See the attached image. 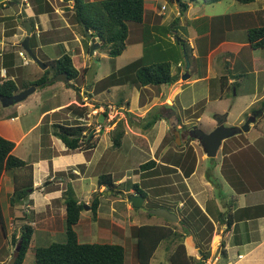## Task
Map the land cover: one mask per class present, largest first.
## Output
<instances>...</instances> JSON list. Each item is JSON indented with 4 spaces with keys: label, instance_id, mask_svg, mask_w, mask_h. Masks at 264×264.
Wrapping results in <instances>:
<instances>
[{
    "label": "crops",
    "instance_id": "0c3cea01",
    "mask_svg": "<svg viewBox=\"0 0 264 264\" xmlns=\"http://www.w3.org/2000/svg\"><path fill=\"white\" fill-rule=\"evenodd\" d=\"M54 1L19 0L18 4L14 3L16 7L13 0L3 2L0 0V4L3 3L0 7L2 81L12 80L19 87L23 81L33 82L44 75V70L37 64L28 58L25 61L20 58L21 52H24L20 43L25 36L19 31V27H22L18 22L19 18L25 21L29 18L33 20L34 30L31 35L35 42L33 48H30L32 52L46 58L47 62L66 55L77 71L75 79L69 81L71 85L62 81L42 85L38 87L42 89L40 94L35 90L24 101L13 105L15 111L9 119H0V136L15 144L13 155L20 148V155L15 156L32 168V192L28 196L31 202L24 200L12 208L21 212L26 211L25 213L29 211L37 218V215L39 217L41 216L39 214L45 211V202L54 197L61 198L68 184L72 188L78 187L82 200L93 196L94 193L100 194V197L108 195L110 192L105 187H97L96 179L100 175L96 176L95 170L101 163L104 164L103 160L112 151L120 150L121 153L117 155L123 159L121 165L124 169L121 176L117 177L120 173L116 174L112 170L104 172L111 175L121 192L116 196L125 198L126 195H139L131 189L132 184H137L146 193L147 198L149 190L152 199L167 204L173 211L183 207L186 199H191L201 214L210 221L212 230L208 233L210 240L207 247L204 245V239H197L193 233L183 234L187 256L198 261L201 253L209 252V258L203 264H264V107L261 105L264 101V57L258 55L255 58L256 51L251 49L250 63L237 61L243 49L248 47L247 42L238 44L222 40L214 47H207L201 51L196 42L211 37L212 26L200 25L198 31L192 22L205 18L211 21L214 17L190 14L189 17H193L187 18L189 20L186 27L182 26V23L175 25V19L180 17L179 13L175 14L174 17L177 18L171 21L172 9L167 7V16L162 13L166 9L164 0L148 2L144 0L143 23L137 26L129 25L125 49L119 56L109 57L108 51L101 49L99 40V48L89 57L88 49L86 50L87 46L89 48V39L81 31V34L74 33L70 23H65L66 26L63 27L56 22L61 16L59 11L62 9L55 5ZM150 1L154 2V5H161L160 14L156 12L155 7L153 10L146 7ZM20 4L25 8L22 9ZM46 6L51 8L50 12L42 9L35 14V9ZM9 9L12 10V14L8 13ZM191 9L192 7L187 4L186 10ZM153 13L164 16L155 22ZM5 18L12 19L10 22H15L18 28L6 30ZM67 19L69 20V17ZM73 25L77 23L72 18L71 26ZM36 28H39V31H35ZM66 29L72 34H64L63 30ZM164 29L167 31L163 34ZM143 30L151 36L146 42L143 40ZM87 31L92 34L91 31ZM69 36L71 37L67 39ZM182 38L188 44L190 50L188 53L183 46ZM179 43L182 45L181 48ZM4 55L7 58V68L2 65ZM97 58L102 62L97 61ZM183 58L187 60L188 66H183ZM200 59L204 61L200 63ZM139 60L141 64L138 68L156 62H168L174 81L159 86L137 84L136 69L131 68L126 72L124 69ZM191 62H196V65L191 67ZM44 65L46 70L48 67L46 63ZM242 72L256 84L252 90H245L239 82ZM185 76L188 78L183 80ZM49 78L51 77H47ZM21 91L23 90L19 89L13 95ZM56 99L60 102L45 107ZM71 104L84 108V115L80 117L67 110ZM108 107L111 110H108ZM112 111H117V118L114 115L115 118L108 121L107 118L111 116ZM252 112L256 115L247 129L223 141L213 159L206 157L196 139L185 141L183 136L181 138L180 132V138L176 141L173 134L174 128L181 130L185 126V130L198 129L209 133L216 126L215 118L221 115L225 116L224 126L241 127ZM33 114L37 116L34 122L28 118ZM154 116L158 118L153 122ZM45 120L47 122L43 125ZM119 121H122L124 133L120 146L113 149V132ZM76 123L83 127L79 138L92 137L94 142L92 149L69 150L55 136L54 125ZM148 123L152 125L147 127ZM167 136L171 138L167 144L171 147H166V155L156 157L157 150ZM231 139L238 141H233L235 146L230 149ZM184 151L192 152V155L187 156ZM150 160L155 164L146 170L140 169L141 165ZM14 174L13 170H6L0 177L2 197L0 209L4 223L13 220L7 219L4 215H7L10 207L8 199L13 191ZM120 187L123 188L119 189ZM181 193L185 198H181ZM170 196H175V199L168 201L166 198ZM146 199L144 198L142 207ZM119 202H123L121 210L119 208L113 210L111 207L103 210L100 202L96 209V218L106 217L107 223L113 224L115 229H122L121 226H124L131 217V211L138 209L132 208L126 199ZM47 205H50V202ZM59 206H61L59 220L63 226L65 215L63 202ZM188 207L186 214L190 212L194 220L198 219L192 211V206L188 204ZM132 216L135 220L137 217L136 223L139 224H133L137 225L136 227L166 226L163 222H168L153 215L152 218L156 219L154 221L148 216L146 221H138L140 216ZM175 216L178 220L172 223L180 225L181 217ZM172 229L179 232L175 228ZM132 242L135 248V239ZM217 252L218 255L212 260ZM4 263L0 261V264Z\"/></svg>",
    "mask_w": 264,
    "mask_h": 264
},
{
    "label": "trees",
    "instance_id": "16d2710c",
    "mask_svg": "<svg viewBox=\"0 0 264 264\" xmlns=\"http://www.w3.org/2000/svg\"><path fill=\"white\" fill-rule=\"evenodd\" d=\"M18 4V0H13ZM40 1V0H34ZM43 1V0H41ZM72 2V18L79 26L80 31L84 28L91 31V35L100 40L101 49L108 51V56L115 58L119 56L125 49V42L128 35V27L137 26L143 23L144 17V0H64V2ZM168 4H178L181 12L186 11L187 4L182 3L180 0H166ZM214 1V0H213ZM218 1V0H216ZM240 4H250L255 0H234ZM3 3L0 4V7ZM46 8V9H45ZM45 8L35 9V14L43 10L51 11L49 6ZM1 20H4L1 18ZM7 20V18H5ZM32 25L31 18L27 20ZM167 29H164V34ZM143 40L146 42L151 39L150 34L142 31ZM246 42L250 49L264 48V26L255 27L246 30ZM31 38L33 35L30 36ZM30 39V38H29ZM88 46L86 47V50ZM9 56V54H7ZM4 62L2 65L7 68L6 55L3 56ZM11 63V62H10ZM48 68L52 69V75H48L44 71V75L33 81H23L19 87L15 85L12 80H5L0 82V96H12L18 92L19 89L25 90L28 87L43 84L47 77H54L60 73H65L68 81H72L77 76V71L74 69L71 59L63 55L57 60L45 62ZM44 63V64H45ZM141 60L133 62L127 66L125 72L132 69L135 71V82L141 86L152 85H167L174 81L170 74V64L168 62H156L148 66H141ZM47 70V69H46ZM50 79V78H49ZM67 110L82 117L85 113L84 108H80L74 104L67 107ZM154 116L153 122L157 119ZM152 123H148L150 127ZM56 131L55 136L65 145L69 150L83 149L89 150L93 148V140L90 136L88 139L78 137L83 130L80 125H54ZM112 147H117L123 136L122 121L116 123L113 132ZM15 144L2 138L0 136V177L6 170H13L15 172L13 177V191L8 199L9 206L14 207L21 204L26 200L29 202L28 196L32 192V168L31 165L16 157L12 154ZM154 161L150 160L140 166V169L146 170L149 166L154 165ZM96 185L98 188L105 187L110 192L111 196L120 195L121 192L117 189L114 181L109 174H103L97 177ZM131 189L134 193L139 194L143 199L147 198L146 193L137 184H132ZM98 196L100 194L94 193L91 204L89 205L90 212L95 214L98 207ZM62 202L64 204V236L63 242L51 243L47 246L35 247L33 251L34 264H124L125 263V250L118 244H105V243H92L83 244L77 240L76 233L73 230L74 225L79 221L80 213L84 209V204L79 202L75 196L74 190L71 185H67L62 192ZM157 201V200H156ZM158 202V201H157ZM160 203V202H158ZM188 204L192 206V211L197 215L198 219L194 220L192 213L186 214L188 211ZM163 208V207H157ZM155 208V209H157ZM167 208V207H166ZM164 208V209H166ZM171 209L170 207H168ZM168 211H173L168 210ZM31 212H29L30 214ZM175 215L181 217L179 224L182 227V234L176 236L179 240L174 244V249L169 256V264H203L209 258V252L201 253L200 260L196 261L186 255L185 247L183 245V234H188L190 226L195 231V236L198 239H204L205 247L208 246L212 225L207 223V218L201 214L200 210L193 203L191 199H186L183 208L173 211ZM147 216L152 215L147 212ZM23 217L26 213L23 212ZM26 219V218H25ZM198 226L201 228L199 229ZM204 226V227H203ZM198 230V231H197ZM0 231L5 235L3 226V218L0 209ZM33 235V228L29 223L21 226L18 236H11V241L14 246L20 243L18 256L13 264H22L26 252L30 246L31 237ZM175 232L172 227L156 226V225H142L134 229L135 248L134 257L138 264H149L158 245L165 239L174 237ZM172 240V239H171ZM223 253V252H222Z\"/></svg>",
    "mask_w": 264,
    "mask_h": 264
},
{
    "label": "rangeland",
    "instance_id": "374dc122",
    "mask_svg": "<svg viewBox=\"0 0 264 264\" xmlns=\"http://www.w3.org/2000/svg\"><path fill=\"white\" fill-rule=\"evenodd\" d=\"M19 1V0H18ZM54 1V0H53ZM149 0H147L148 2ZM166 1V0H164ZM182 3H186L189 5V7H192V9L190 11L186 10L184 12H181V8L178 6V4H168V2H165V6L166 9L164 12H162L163 14H166V12L168 11L167 7L169 9H172V14H171V21L174 18L175 14L177 15V13H179V19H175V25H177L178 23H182V26L186 27L188 23L187 18H192L193 16H190V14H194V15H199L202 14L203 16H207L209 18L214 17L211 21L208 18L205 19H201V20H197L195 22H192V25L198 29V27L200 25L207 27V25L209 26V24L212 26V35L211 37H207L205 39L199 40L197 41V45H199V47H201V51H203L204 49H206L207 47H214L218 42L220 41H228V42H234V43H245L246 42V30L250 29V28H255V27H263L264 26V0H255L253 3L250 4H240L234 0H180ZM23 3V1H21ZM55 5H57L58 7H60L62 10H60V18H58L56 20V22L61 25L63 27L66 26L65 23L70 25L71 30L74 33H79L80 29L77 25H72V2H68L67 4H65V2H61L59 0H55ZM24 4V3H23ZM22 4H20V7L23 9L25 8V6ZM146 7L149 10H153L152 8H156V12L158 14H160L161 12V5L160 4H155L154 2H151L149 4H146ZM16 8V7H15ZM58 8V9H60ZM2 10L0 9V16L2 14L1 12ZM14 11V9H13ZM9 14H12V10H8ZM196 13V14H195ZM239 13V14H238ZM243 13V14H240ZM236 14H238V16H235ZM155 16V17H154ZM164 15H157L156 13H153V19L155 22H158L160 20V18H162ZM167 16V14H166ZM67 17H69V20L67 19ZM12 20V19H10ZM10 20H5L4 26L5 29H10V28H18V25H15V22H10ZM170 21V22H171ZM33 23V20H32ZM173 27V31H174ZM226 28V30L224 29ZM32 30V28H31ZM19 31L22 32V34L25 36V32L23 31L22 27H19ZM35 31H39V28H36ZM84 31V30H83ZM82 31V34H84ZM198 31H200L198 29ZM36 33V32H35ZM64 34H69L71 35L72 33L66 29L63 30ZM196 33V32H195ZM71 36L67 37L70 38ZM84 37V35H83ZM66 38V37H65ZM183 46L186 50V52L188 53L190 50L188 48V44L185 42L186 40L183 39ZM35 42V38H31L29 41V45L30 48H33V44ZM182 45L181 43H179V48H181ZM34 51V50H33ZM256 52L254 53V57L256 58L258 55L263 56L264 57V48L259 49V50H255ZM32 52V50H31ZM252 50L248 47L244 48L243 51L240 53L239 55V59L237 61L242 62V63H250V55H251ZM32 54L34 55V57L43 64L44 61H46L47 59L39 56L38 54H36L35 52H32ZM100 53H98L99 55ZM219 53H217L218 56ZM100 56V55H99ZM98 56V57H99ZM55 57V56H52ZM29 58V57H27ZM220 59V57H219ZM97 61L102 62L101 59L97 58ZM200 63H202L204 60L200 59L199 60ZM221 61L223 62L224 59H221ZM47 62V61H46ZM196 63V62H195ZM195 63L191 62L190 65L191 67H193V65H196ZM119 64V62L117 61V65ZM183 66H185L187 64V60H185L183 58ZM187 66V65H186ZM48 73V75H52V69L51 68H47V70H44ZM245 73L242 72V76L239 78V82L241 83V85L244 86L245 90L250 89L252 90L256 84H254L251 80V78L249 76H247ZM53 78V77H51ZM50 78V79H51ZM0 82H2V80L0 79ZM45 85V84H44ZM42 92V89L38 88L36 89V93ZM35 93V94H36ZM24 101V100H23ZM59 101V99H56L53 103H49L46 104L45 107L48 108L50 106H52L53 104H56ZM77 101V100H76ZM60 102V101H59ZM20 103V102H19ZM78 103V102H77ZM262 107H264V101L261 102ZM15 111V106L10 105L7 107H2L1 103H0V119H9V117H11L13 115ZM114 115H116L117 118V111H112L111 113V117L113 120L115 117ZM28 118H30V120H32V122H34V120L37 119V116L35 114L30 115ZM27 118V119H28ZM110 120V121H111ZM47 121H43V125H45ZM71 124V123H70ZM42 125V126H43ZM69 125V124H68ZM186 128L183 127V130ZM250 137L247 138V140L249 141ZM237 139H231V144H230V149L233 148L234 142ZM165 141V142H164ZM163 141V144L161 147H159L160 149L157 150L156 152V157H163L164 155H166V147H171L167 144H169L168 141H171V138L167 136V139H165ZM238 141V140H237ZM174 142V141H173ZM172 145V142H170ZM120 146V144H119ZM119 146L117 147H113V149H117ZM174 148H176V146H174ZM171 149V148H170ZM123 152H125L123 150ZM185 154L188 156H190V154L192 155V152H188V151H184ZM20 148L17 149L14 153V155H20ZM116 153V154H115ZM120 150L119 151H112L111 154H109V156L103 160L104 164H100L96 170H95V175H103L105 174L104 172H109L110 170H112L114 173L118 174L117 177L121 176V173H123V166L121 165V163H123V159L121 158V156L119 157L120 154ZM116 156V157H115ZM146 159V158H144ZM121 168V169H120ZM120 171V172H119ZM165 181V180H164ZM87 184H89V182H86ZM85 183V184H86ZM184 187V186H183ZM123 187H120L119 189H122ZM48 189V188H47ZM76 197L79 198L78 200H81L80 202L83 203L84 205H86L87 209L85 212V208L83 209V213L81 215V218L78 222V224L74 225L73 230L76 233L77 236V240L79 243H83V244H92V243H105V244H119V245H124V250H125V263L124 264H138L136 263L135 257H134V246H133V242L132 240L135 239L134 238V229L136 228V226L139 224L136 223V220L134 218V216H140L138 217V221H146L147 219V212L149 210H154L157 207H163L162 209L166 208L165 210H171L169 209L168 205L160 202L158 203L156 200L152 199L150 197V193L151 191L148 190L149 196L148 198L145 200V203L143 205V207L141 209L138 210H132L131 211V217L128 218V220L125 222V225L121 226L122 229H115V226L113 224H109L107 223L106 217H100L99 219L96 218V212L95 214L90 212L89 209V205L91 204V201L93 199V196L90 197H86L85 200H82L81 198V194L80 191L77 190L78 187H73ZM58 196V194L56 195ZM62 196V195H61ZM183 193H181V198L183 197ZM81 197V198H80ZM56 198V199H55ZM185 198V197H183ZM126 198H122L121 196H111L110 193L108 195H103V197L98 196V203L102 202V208L104 209H110V207L113 210H117L118 208L121 210L122 206H123V202H119L122 200H125ZM168 201L169 200H173L175 199V196H170L168 198H166ZM106 200V201H104ZM0 201H2V197H0ZM62 197L59 198L58 197H54L52 199L49 200L50 205H47L49 202H45L46 206H45V211H43L41 214V216L37 218L35 215H33V213L29 214L26 213V217H23V212H21L20 210H15L14 208H12L11 206L8 208L7 210V215H4L8 218H13V220L9 223L3 222V226L5 229V238L3 237V234L0 231V261H4V264L8 263V260L11 258L12 253L14 252L15 246L12 244L11 241V236H18L20 228L22 225L26 224V223H31L30 226L33 228V232L35 230V233L32 235L31 237V241H30V246L26 252V255L24 257V260L22 262V264H34V255H33V251L35 247H39V246H47L51 243H56V242H63L65 240V236H64V224L63 226L60 223L59 220V206L62 202ZM100 201V202H99ZM128 201V200H127ZM31 202V200L29 201ZM31 204V203H30ZM175 206L178 207V205L176 204ZM180 206V205H179ZM179 209L183 208V207H178ZM159 209V208H157ZM22 210V208H21ZM26 212V211H25ZM172 214L173 211H168ZM212 213V212H211ZM175 215V214H174ZM3 216V215H2ZM205 216V215H204ZM26 218V219H25ZM52 218V219H51ZM152 218V216L150 217ZM150 220H156L155 218H152ZM33 221V222H32ZM162 222V221H161ZM210 222L209 220H207V223ZM12 223V225H11ZM164 224H168V226L175 228L177 231L179 232H175V236L172 238H167L165 240H163L160 244V246L158 247L156 253L154 254V257H152V259L150 260L149 264H169L168 263V259L169 256L171 255V252L173 250V245L178 243L179 240L176 238V236H180L182 234V227L180 225H177L176 223H172V222H163ZM133 224H137V225H133ZM7 226V227H6ZM190 231L191 233H193L195 235V231L193 230V228L190 226ZM51 234L50 236L47 234ZM172 239V240H171ZM7 260V262H6Z\"/></svg>",
    "mask_w": 264,
    "mask_h": 264
},
{
    "label": "water",
    "instance_id": "95a60500",
    "mask_svg": "<svg viewBox=\"0 0 264 264\" xmlns=\"http://www.w3.org/2000/svg\"><path fill=\"white\" fill-rule=\"evenodd\" d=\"M4 0H1L3 2ZM16 6V5H14ZM17 7V6H16ZM20 24L22 26L23 31L25 32V38L23 41L20 43V47L23 49V51L27 54V56L30 58L32 62L37 64V66L42 70L45 69V65L39 62L34 55L32 54L30 47H29V38L31 36V24L27 21H22L20 20ZM84 34L87 39H89L90 44H89V49H88V55L89 57L92 55L94 51H96L99 48V39L98 38H93L87 31V29L84 28ZM188 66V65H187ZM188 78V76L183 77V80ZM53 81H62L63 83L67 85H71L68 83V78L65 73H60L50 80L46 79L43 84L37 85V86H30L27 89L21 91L18 94L12 95V96H0V103L3 107H7L10 105H15L19 102H22L25 100L28 96H30L38 87H41L44 84L53 82ZM255 113L252 112L251 115L245 119L244 124L241 127H226L224 126L225 122V116H217L215 118L216 126L215 128L209 132L205 133L202 132L198 129H192L189 131V137L192 139H196L199 144L201 145L203 151L205 152V155L207 158L213 159L216 157L217 151L219 150L221 143L233 136L239 135L242 132H244L248 124L254 120ZM173 134L176 138V141L180 138V132L179 130L175 129L173 130ZM126 200L130 202V205L134 209H140L142 208V203H143V197L141 195H126L125 196ZM85 209H87L86 206H84ZM149 214L162 218L168 222H177L178 218L166 211L165 209L159 208V209H154V210H149ZM20 249V243H18L15 246L14 252L12 253L11 258L8 260L7 264H13L18 256V252ZM218 255V252L213 255L212 260L216 258Z\"/></svg>",
    "mask_w": 264,
    "mask_h": 264
},
{
    "label": "flooded vegetation",
    "instance_id": "af4514ba",
    "mask_svg": "<svg viewBox=\"0 0 264 264\" xmlns=\"http://www.w3.org/2000/svg\"><path fill=\"white\" fill-rule=\"evenodd\" d=\"M13 5H14V3H13ZM16 15L18 16L19 14H18V12H16ZM20 20H22L21 18H19V20H18V22H19V24H20ZM22 21H25V20H22ZM179 132H181V138H182V136L184 137L183 139L185 140V141H188V139L189 140H192V138L191 137H189L188 135H189V130H183V129H181V130H179Z\"/></svg>",
    "mask_w": 264,
    "mask_h": 264
},
{
    "label": "clouds",
    "instance_id": "9594fccd",
    "mask_svg": "<svg viewBox=\"0 0 264 264\" xmlns=\"http://www.w3.org/2000/svg\"><path fill=\"white\" fill-rule=\"evenodd\" d=\"M62 1H64V0H62ZM34 30V29H33ZM31 32H33L32 30H31ZM89 49V48H88ZM22 54L20 55V58L22 59V61H25L26 59H27V54L25 53V52H21ZM29 60H30V58H28ZM32 62V61H31ZM34 63V62H33ZM35 64V63H34ZM44 64V63H43ZM45 70V69H44ZM48 80H50V79H48ZM68 83H69V81H68ZM105 112V111H104ZM80 120V119H79ZM82 126V125H81ZM84 206H86V205H84Z\"/></svg>",
    "mask_w": 264,
    "mask_h": 264
},
{
    "label": "built area",
    "instance_id": "2783aa9c",
    "mask_svg": "<svg viewBox=\"0 0 264 264\" xmlns=\"http://www.w3.org/2000/svg\"><path fill=\"white\" fill-rule=\"evenodd\" d=\"M60 1H62V0H60ZM21 55V54H20ZM108 110H111V108L110 107H108ZM108 119V121H110L111 119H112V117L110 116L109 118H107Z\"/></svg>",
    "mask_w": 264,
    "mask_h": 264
}]
</instances>
